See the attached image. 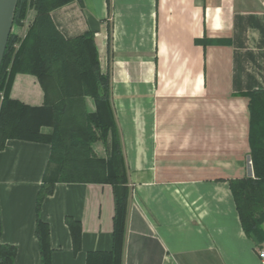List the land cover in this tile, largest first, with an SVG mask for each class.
Returning <instances> with one entry per match:
<instances>
[{"label": "crops", "instance_id": "obj_1", "mask_svg": "<svg viewBox=\"0 0 264 264\" xmlns=\"http://www.w3.org/2000/svg\"><path fill=\"white\" fill-rule=\"evenodd\" d=\"M50 16L64 36L93 32L110 78L129 190L120 264H259L264 240L243 230L229 180L253 175L246 93L264 90V0H72ZM10 94L44 99L24 73ZM50 152L24 139L0 149V242L16 248L13 264H41L36 197ZM38 216L53 264L112 247L108 182H55Z\"/></svg>", "mask_w": 264, "mask_h": 264}, {"label": "trees", "instance_id": "obj_2", "mask_svg": "<svg viewBox=\"0 0 264 264\" xmlns=\"http://www.w3.org/2000/svg\"><path fill=\"white\" fill-rule=\"evenodd\" d=\"M70 1L17 0L0 65V149L8 139L45 142L51 147L36 197V235L41 264H53L48 228L38 213L43 198L51 194L55 182H108L112 185V247L109 251L88 253L86 264H120L129 190L119 131L110 104V78L100 69L93 32L64 36L52 21L51 12ZM29 10L33 16L24 37L20 38L14 27L22 25ZM18 73L37 78L44 94L40 105L11 96V86ZM246 94L249 97V160L253 175L231 179L229 187L243 230L262 241L264 90ZM86 96L94 102L93 111L87 110ZM97 141L104 145V155L94 152L93 145ZM73 223L77 225V221L69 220L71 226ZM15 253L13 245L0 242V264H13Z\"/></svg>", "mask_w": 264, "mask_h": 264}, {"label": "water", "instance_id": "obj_3", "mask_svg": "<svg viewBox=\"0 0 264 264\" xmlns=\"http://www.w3.org/2000/svg\"><path fill=\"white\" fill-rule=\"evenodd\" d=\"M17 0H0V65L10 35Z\"/></svg>", "mask_w": 264, "mask_h": 264}, {"label": "rangeland", "instance_id": "obj_4", "mask_svg": "<svg viewBox=\"0 0 264 264\" xmlns=\"http://www.w3.org/2000/svg\"><path fill=\"white\" fill-rule=\"evenodd\" d=\"M31 10H29L28 12H27V15H26V17H25V19L23 20V23H22V25L21 26H15L14 27V32L20 37V38H22V37H24V35H25V33H26V30H27V28H28V25H29V23H30V21H31ZM18 45L16 44V47H17ZM44 130H48V128H43ZM259 129V128H258ZM261 130L259 129V132H260ZM258 132V133H259ZM127 172V171H126Z\"/></svg>", "mask_w": 264, "mask_h": 264}, {"label": "built area", "instance_id": "obj_5", "mask_svg": "<svg viewBox=\"0 0 264 264\" xmlns=\"http://www.w3.org/2000/svg\"><path fill=\"white\" fill-rule=\"evenodd\" d=\"M257 255L259 258V264H264V245L257 249Z\"/></svg>", "mask_w": 264, "mask_h": 264}]
</instances>
